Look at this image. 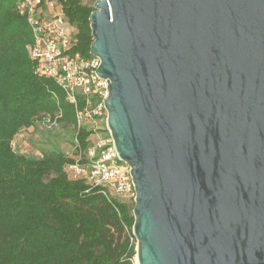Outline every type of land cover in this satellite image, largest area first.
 I'll return each instance as SVG.
<instances>
[{"label": "water", "instance_id": "95a60500", "mask_svg": "<svg viewBox=\"0 0 264 264\" xmlns=\"http://www.w3.org/2000/svg\"><path fill=\"white\" fill-rule=\"evenodd\" d=\"M136 264H264V0H94Z\"/></svg>", "mask_w": 264, "mask_h": 264}, {"label": "trees", "instance_id": "16d2710c", "mask_svg": "<svg viewBox=\"0 0 264 264\" xmlns=\"http://www.w3.org/2000/svg\"><path fill=\"white\" fill-rule=\"evenodd\" d=\"M53 1L75 31L69 53L89 58L94 0ZM31 42L16 1L0 0V264H136L133 200L70 179L64 168L73 159L59 151L30 157L13 149L18 134L45 118L72 128L81 150L93 133L76 131L63 91L36 75Z\"/></svg>", "mask_w": 264, "mask_h": 264}, {"label": "built area", "instance_id": "2783aa9c", "mask_svg": "<svg viewBox=\"0 0 264 264\" xmlns=\"http://www.w3.org/2000/svg\"><path fill=\"white\" fill-rule=\"evenodd\" d=\"M24 16L32 42L28 47L38 77L53 81L64 93L65 101L75 113L76 131L89 127L97 119H106L103 101L107 98V82L97 76L100 65L97 57L71 55L75 31L66 23L60 7L53 0H15ZM82 96L84 105L79 106ZM43 126H56V120L45 118ZM104 137L88 138L87 149L81 150L77 136L73 162L65 166L67 177L84 180L92 188L102 189L108 198L123 201L134 199L135 193L129 167L120 161L106 129ZM16 138V137H15Z\"/></svg>", "mask_w": 264, "mask_h": 264}, {"label": "rangeland", "instance_id": "374dc122", "mask_svg": "<svg viewBox=\"0 0 264 264\" xmlns=\"http://www.w3.org/2000/svg\"><path fill=\"white\" fill-rule=\"evenodd\" d=\"M88 130H95L89 126ZM74 130L62 124L46 127L41 123L34 126L31 132H21L12 141L13 149L30 157H41L43 152L59 151L70 158H74L73 137Z\"/></svg>", "mask_w": 264, "mask_h": 264}, {"label": "crops", "instance_id": "0c3cea01", "mask_svg": "<svg viewBox=\"0 0 264 264\" xmlns=\"http://www.w3.org/2000/svg\"><path fill=\"white\" fill-rule=\"evenodd\" d=\"M89 126L95 127V130L93 131L92 137L97 138V137H104L106 134L105 131V120L104 118L97 119L96 121L92 122ZM34 130V127L29 128L27 131L31 132Z\"/></svg>", "mask_w": 264, "mask_h": 264}]
</instances>
